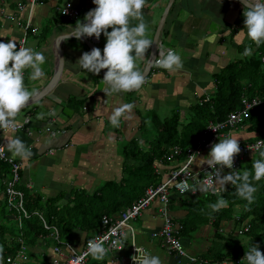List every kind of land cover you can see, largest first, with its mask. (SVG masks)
Listing matches in <instances>:
<instances>
[{
    "label": "crops",
    "instance_id": "1",
    "mask_svg": "<svg viewBox=\"0 0 264 264\" xmlns=\"http://www.w3.org/2000/svg\"><path fill=\"white\" fill-rule=\"evenodd\" d=\"M19 2L25 4V0H0V42L7 43L10 39L17 42L23 33L19 25L26 20L35 28L34 34L27 32L24 46H34L36 51L43 53L44 76L32 81L26 71L25 85L29 90L38 91L52 75L55 63L54 40L70 32L67 26L75 27L77 20L83 22L85 14L94 9L95 5L92 0H44L42 4L31 9L27 5L17 9L16 4ZM65 2L78 9L79 15L76 19L64 20L58 16V8ZM2 9L4 12H1ZM243 11L244 8L235 0H146L142 12L148 25V38H153L155 29L159 26L156 45L163 47V44H166L163 47L165 50L176 51L182 58L183 68L168 72L163 68L151 66L141 89L127 93H104L106 85L102 82L103 74L88 73L76 64L84 52H90L86 45L74 37L66 41L61 40L63 60L58 80L44 97L27 105L16 117V123L28 121L25 126L31 134L27 136L21 131L0 133L2 146L8 140L19 137L32 150V157L22 161L13 158L11 153L4 149L6 155L20 164V184L28 191L40 194L42 199L63 194L64 198L58 202L61 206L68 200L71 192L90 194L104 182L111 181L109 177L120 180L122 149L118 143L121 140L128 142L139 138L137 125L140 112L145 115L167 101L176 102L181 112H187L190 102H195L201 96H209L208 92L213 90V74L230 62L227 47L232 45V50L238 58L239 45L246 46V41L251 43L245 32H240L244 30ZM6 15H15V20H8ZM135 23L133 21V24ZM85 39L103 52L106 44L103 34L99 40L95 37ZM149 50L145 56L146 60L139 62L142 71L146 67ZM70 99L81 101L75 111L66 107ZM127 103L134 105L131 117L122 118L120 126L113 128L109 123V115L114 108ZM41 113L44 116L38 118ZM49 113L54 115H48ZM45 127L55 135L51 137L44 131ZM229 136L238 139V142H247L253 137L242 128L233 129L221 134L213 144L218 143L219 138ZM211 146L192 164L194 171L206 166H199L198 160L208 155ZM155 166L160 180L165 179L169 166ZM3 172L0 170L1 187L6 179ZM2 193L0 190V199ZM177 205L176 201L173 202L169 210L174 219H181L185 216V211ZM157 206V202L153 201L131 222L133 242L151 255L160 256L162 264H173V258L160 247L159 241L150 239V234L160 227L161 219L157 215ZM95 234L96 232L93 236ZM86 235L85 231L73 230L72 241L67 243L70 249L80 250L87 241ZM195 236L197 232L193 236L194 239ZM194 239L191 242L183 241L185 252L193 258L195 256L192 253L196 251L192 249ZM46 241L51 245L48 246ZM125 242L126 245L124 244L120 252L107 253L103 259L91 256L87 264H133L129 262V233H126ZM37 244L31 248L30 258L22 264H54L58 260L51 239L40 237ZM66 253L67 249H63L61 257L64 258Z\"/></svg>",
    "mask_w": 264,
    "mask_h": 264
},
{
    "label": "trees",
    "instance_id": "2",
    "mask_svg": "<svg viewBox=\"0 0 264 264\" xmlns=\"http://www.w3.org/2000/svg\"><path fill=\"white\" fill-rule=\"evenodd\" d=\"M58 16L68 20L59 14ZM252 44L253 47L256 46L252 42L246 46L239 45V57L228 62L213 74L212 93L209 96H201L191 103L187 107V118L180 119L177 111L163 119H160L155 111L148 112L155 135L150 140L142 139V137L131 139L122 147V177L120 180L106 181L90 194L71 192L68 200L61 206L58 202L64 198L63 194L42 199L40 194L28 191L18 182L17 187L23 193V206L26 211L28 213L39 212L48 226L57 229L59 241L63 243L71 242V233L77 229L85 231L87 240H90L91 236L100 230L102 216L112 217L124 211L143 195L148 186L157 185L161 181L153 170L154 164L166 165L170 169L176 168L184 161V151L194 145L208 123L221 122L229 113L240 109L241 97L264 99V66L260 61V57H264V44L256 48H252ZM246 47H251L254 51L250 56L243 57L242 53ZM79 102L81 101L70 99L66 107L75 111ZM144 120V117H139L138 131L144 125ZM239 128L253 135L247 142L255 140L264 142V106L248 111L246 117L235 129ZM228 131L230 130L224 129L222 134ZM172 147L179 148L180 155H173L169 161H166V154ZM261 152L264 151L246 156L238 163L234 171L251 169L252 160L259 159ZM0 170L4 171L3 177L8 179L9 166L0 161ZM223 171L224 174L229 172V170ZM255 186L258 190L254 194V202L250 205L234 195L235 188L231 184L226 185V191H221L219 195L198 194L194 197H181L173 194L170 198L169 209L176 201L178 208L185 211V216L181 219L173 218L181 226L178 236L182 244H184L183 241L191 242L200 226L208 223L211 227L208 245L201 252L194 254L195 261L189 264L219 262L233 264L236 260L243 259L251 243L258 244L259 249L264 253L262 250V245H264V179L255 182ZM3 187L4 180L2 187L0 186L1 191ZM220 197L228 201L227 207L212 212L207 205L215 203ZM6 212L5 198L2 193L0 248L3 251L0 253V261L4 262L6 257L13 256L17 249L18 237L28 247L27 255L30 258L31 248L37 244L38 238H47L48 231L42 228L35 216H30L28 219L20 217L19 223L6 224L4 223Z\"/></svg>",
    "mask_w": 264,
    "mask_h": 264
},
{
    "label": "clouds",
    "instance_id": "3",
    "mask_svg": "<svg viewBox=\"0 0 264 264\" xmlns=\"http://www.w3.org/2000/svg\"><path fill=\"white\" fill-rule=\"evenodd\" d=\"M239 2L244 8V30L240 32H245L248 40L259 47L264 44V0ZM92 3L95 8L85 14L83 22L77 20L75 27L67 26L70 32L61 36L57 45L61 40L66 41L72 37L77 40L95 37L99 40L103 34L106 38L103 52L99 48H93L90 52H84L76 64L94 75L106 70L102 82L106 85L104 93L108 95L141 89L146 78L139 67V62L146 60L147 51L155 43L147 36L148 25L142 12L146 0H92ZM64 14H67L66 10ZM133 21L136 23L133 24ZM156 46L159 58L154 61L148 60L150 64L154 63L168 72H176L183 68L182 58L176 51ZM251 54L252 48L246 47L242 56L248 57ZM44 63L45 56L42 52L36 51L34 46H19L17 50V42L14 39L7 43L0 42V129L17 127L16 117L36 96V91L29 90L25 85V72H29L30 80H38L44 76L42 68ZM133 107L134 105L127 103L114 108L108 118L110 125L118 128L122 118L131 117ZM43 116L41 113L38 118ZM5 148L13 158L22 161L29 160L33 155L30 146L19 137L8 140L4 146H0V151ZM240 151L238 139L231 136L219 138L218 143L212 144L208 155L198 160L199 166L207 165L212 172H206L205 178L193 188V193L207 192L211 189L218 195L221 191H226V185L231 184L235 188L236 197L247 201V205L252 204L254 194L258 190L255 182L264 179V152L260 153L259 159L252 160L251 169L233 170L224 174L225 168L233 169L234 158ZM198 156L199 153L192 155L193 163L197 162ZM214 184L217 187H213ZM227 205L228 201L220 197L207 207L212 212H217ZM104 241L103 237L90 240L87 254L96 259H103L108 251ZM2 251L0 248V253ZM135 251L137 255L132 257L133 264H162L158 256L151 255L146 250L135 247ZM241 264H264V253L259 250L258 244H250Z\"/></svg>",
    "mask_w": 264,
    "mask_h": 264
},
{
    "label": "built area",
    "instance_id": "4",
    "mask_svg": "<svg viewBox=\"0 0 264 264\" xmlns=\"http://www.w3.org/2000/svg\"><path fill=\"white\" fill-rule=\"evenodd\" d=\"M43 0H25L24 3H17L16 8L21 9L24 5H27L29 9L36 5L42 4ZM66 10L67 14H64ZM1 12H4L3 9ZM58 14L65 17L68 20H74L78 17L79 11L77 8L72 7L70 3L65 2L58 8ZM8 20H15V15H6ZM23 33L17 41V50L19 46H24L26 42L27 32L34 34L35 28L31 27L28 20L24 21L22 25H19ZM167 50V49H166ZM159 58V51L156 50L154 60ZM153 60V61H154ZM262 66H264V57H260ZM152 66L157 68V66L152 63ZM264 106V99L259 97H253L248 99L246 97L240 98V109L229 113L226 118L217 123H208L203 129L199 138L196 140L194 145L187 148L184 151V161L177 165L176 168L169 169L165 179L161 180L157 185L148 186L143 195L139 197L136 201L132 202L129 207L124 211H121L115 216L106 217L102 216L100 219V230L93 236L90 240H94L100 237L105 238V247L108 249L107 253L120 252L126 239V233H129L130 247H129V262L133 263L132 257L137 255L135 247L145 250L141 246H137L133 242V234L131 228V222L136 220L141 213L147 209L153 201H156L157 215L160 217V227L158 230L150 234V239H156L160 243V247L165 251L167 255H171L173 258V264H189L195 261V259L189 256L184 249L179 235V230L181 226L179 223L173 220V217L169 210V202L172 192L174 195L178 196H189L194 197L198 194H209L217 195L213 190L207 192L196 191L193 193V188L198 186L201 179L205 178L207 173L212 172V169L208 166H204L199 171H194L192 169V164L194 157L193 154L199 153V155L206 149H208L213 142L217 139L219 135L222 134L224 129L231 130L235 129L241 120L246 117L247 112L251 111L253 108ZM28 123L24 120L22 123H16L17 127L15 129H0V133L5 131H21L27 136L31 134V131L25 126ZM212 129H215L212 130ZM44 131L48 132L51 137H53V131L48 127L44 128ZM240 146V153L234 158V166L232 170L225 168L226 170L233 171L236 169L238 163L250 154L257 153L259 151H264V142L261 140H255L251 142H238ZM0 146H2L0 144ZM181 150L177 147H172L169 153L166 154L165 160L169 159L173 155H180ZM0 161L6 163L9 166V178L4 181L3 195L5 198L6 210L15 216L16 221L19 223V218L28 219L30 216H35L40 221L42 228L48 231L47 238L51 239L54 246V254L58 257V260L54 264H87L91 255L88 252V242H84L80 250L74 251L70 249V245L59 241L58 231L53 226H48L42 215L37 211L27 212L23 206V193L17 187V183L20 181L19 171L20 164L15 161L12 157L5 154L4 150L0 151ZM159 164V163H158ZM153 165V170L158 174L157 167ZM215 170H213L214 173ZM207 172V173H206ZM213 187H217L215 184ZM220 194V193H219ZM218 194V195H219ZM247 228V226H246ZM116 241L117 243H113ZM17 249L15 250L12 257H6L4 262L1 260L0 264H22L28 260V247L25 245L24 241L18 237L16 240ZM63 249H67V253L64 258H62ZM242 259H238L233 264H238ZM214 264H229L227 262H219Z\"/></svg>",
    "mask_w": 264,
    "mask_h": 264
},
{
    "label": "rangeland",
    "instance_id": "5",
    "mask_svg": "<svg viewBox=\"0 0 264 264\" xmlns=\"http://www.w3.org/2000/svg\"><path fill=\"white\" fill-rule=\"evenodd\" d=\"M52 15V14H50ZM245 45L248 44V41H246V43H244ZM166 44H163V47H165ZM232 45L229 47H227V54H228V60L232 61L234 59L237 58V54L234 53V51L232 50ZM252 48H256V46L252 47ZM245 50V49H244ZM252 51H254L252 49ZM213 90H211L210 92H208V94L210 95L212 93ZM168 102V101H167ZM163 103V104H159L158 107L154 110L156 115L160 118V119H163V118H168L171 116V114L173 112H178V115L180 117V119H183V118H187L188 115L186 114V111L183 110V112H181L177 105L176 102H169V103ZM192 102H190L189 104H191ZM140 117H144V125L139 128V131L137 132V136L139 137H142V139H145V140H150L153 135H155L154 131H153V128H152V125L150 123V116L147 114H145L144 116V113H141L140 112ZM138 129V128H137ZM127 141L126 140H121L118 144H119V147H121L120 149H122V146L126 145ZM227 174V173H225ZM109 179L111 181H116L117 180H114V177H109ZM169 194L171 195L172 192H169ZM152 204V203H151ZM150 204V205H151ZM7 211V210H6ZM15 216H12L11 213H9L8 211L6 212V215H5V220H4V223L6 224H11V223H15L16 219ZM211 232V227L209 226L208 223H206L205 225L203 226H200L197 230V236H195L196 238L194 239L193 243H194V247L192 249L196 250L194 251L192 254H197L198 252H201L205 246L208 245V242H209V238L211 236L210 234ZM47 245L50 246L51 243L49 241H46ZM126 245V244H125ZM37 247H38V244H37ZM40 248H41V245H40ZM125 249H127V246H125ZM260 250V249H259ZM261 251V250H260ZM27 254H28V251H27ZM158 256V255H157ZM160 259L161 257L158 256Z\"/></svg>",
    "mask_w": 264,
    "mask_h": 264
},
{
    "label": "water",
    "instance_id": "6",
    "mask_svg": "<svg viewBox=\"0 0 264 264\" xmlns=\"http://www.w3.org/2000/svg\"><path fill=\"white\" fill-rule=\"evenodd\" d=\"M235 1L238 2L242 6V4L239 2V0H235ZM163 19H164V16H163ZM158 30H159V26H157L156 29H155V32H154V35H153V38H152L155 43L153 44L152 47H150L149 56L147 58L146 67L143 69L145 77L148 75V72H149V70H150V68L152 66V64H150L148 62V60L153 61L154 57H155ZM60 38H61V36H58L53 42L55 63H54V67H53V70H52V75H51L49 81L41 89L36 91V96L34 98H32V100H30L28 105H30V104L34 103L35 101H37V100L41 99L42 97H44L50 91V89L53 87V85L56 83V81L58 80V77H59L60 72H61L62 60H63L62 52L60 50V42L61 41L57 45V43H58ZM81 41L86 45V47L90 51L94 48L92 43L90 41L86 40L85 38H82ZM101 73L104 76V74H105L104 70H102Z\"/></svg>",
    "mask_w": 264,
    "mask_h": 264
}]
</instances>
